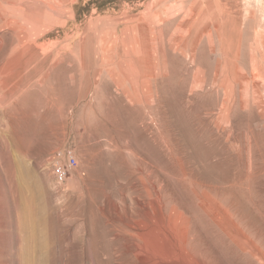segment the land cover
Instances as JSON below:
<instances>
[{"label": "rangeland", "instance_id": "1", "mask_svg": "<svg viewBox=\"0 0 264 264\" xmlns=\"http://www.w3.org/2000/svg\"><path fill=\"white\" fill-rule=\"evenodd\" d=\"M0 264H264V0H0Z\"/></svg>", "mask_w": 264, "mask_h": 264}, {"label": "built area", "instance_id": "2", "mask_svg": "<svg viewBox=\"0 0 264 264\" xmlns=\"http://www.w3.org/2000/svg\"><path fill=\"white\" fill-rule=\"evenodd\" d=\"M77 163L78 158L75 147L67 146L61 149L53 161V171L57 181L64 182L69 176H71Z\"/></svg>", "mask_w": 264, "mask_h": 264}, {"label": "bare ground", "instance_id": "3", "mask_svg": "<svg viewBox=\"0 0 264 264\" xmlns=\"http://www.w3.org/2000/svg\"><path fill=\"white\" fill-rule=\"evenodd\" d=\"M150 174V173H149ZM34 188H33V192L36 190V191H40V189L42 188L41 187V185H40V183L37 181V180H35L34 179ZM40 187V188H39ZM29 199H35V195H34V193L32 194V196L31 197H28V200ZM28 207V206H27ZM26 209V208H25ZM34 210V209H33ZM75 211H77V210H75ZM81 219V218H80ZM142 222V221H141ZM144 223V222H143ZM93 236L96 238V242H97V240H98V233H97V228H96V225L94 224L93 225ZM149 247V246H148ZM152 261V260H151ZM161 261H163V259H160V260H158V262H161ZM164 263H166V262H164Z\"/></svg>", "mask_w": 264, "mask_h": 264}]
</instances>
